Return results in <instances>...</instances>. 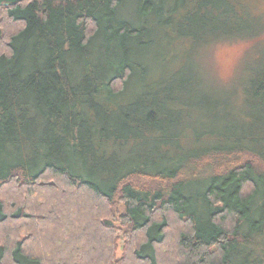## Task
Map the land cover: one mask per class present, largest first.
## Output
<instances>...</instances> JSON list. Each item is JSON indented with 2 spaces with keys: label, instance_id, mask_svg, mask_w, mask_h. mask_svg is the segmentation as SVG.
Here are the masks:
<instances>
[{
  "label": "trees",
  "instance_id": "trees-1",
  "mask_svg": "<svg viewBox=\"0 0 264 264\" xmlns=\"http://www.w3.org/2000/svg\"><path fill=\"white\" fill-rule=\"evenodd\" d=\"M244 10L232 0L0 5V264H264V172L251 159L264 165V49L247 70L244 120L192 63L172 69L157 52L171 30L196 45L249 38L259 21ZM201 107L195 120L221 126L209 136L223 143L174 157L166 121ZM128 136L149 156L107 154Z\"/></svg>",
  "mask_w": 264,
  "mask_h": 264
},
{
  "label": "rangeland",
  "instance_id": "rangeland-1",
  "mask_svg": "<svg viewBox=\"0 0 264 264\" xmlns=\"http://www.w3.org/2000/svg\"><path fill=\"white\" fill-rule=\"evenodd\" d=\"M232 1L239 11L245 12V7L246 12L252 18L259 21L254 27L255 33L252 36L241 39L219 38L213 41L209 39V42L196 45L190 38L179 36L175 31L171 30L169 42L157 47V52L161 56L164 55L165 62L170 63V68L172 69H180L185 64L192 63L200 75L201 84L205 88L214 91L220 102H223L221 100L227 98L231 103L230 106L233 107H231V110H234L238 118L244 120L247 117L243 112L247 70L251 64H254L255 58H259L264 49V0ZM133 7L135 9L134 5ZM177 98L179 99L178 96ZM181 101H188L190 104L191 98H181ZM220 102L218 103V113L221 114L224 111V106L222 107ZM131 103L132 99L129 97L121 101L119 105L109 102L107 109L115 114L120 107L131 105ZM194 110L195 115H191L187 112L188 110H184L185 113L183 116L181 115L183 122L180 125L178 115H176V112L178 113L179 111L175 109L170 120L166 121V125H164L167 127L165 131L167 134L172 135L174 138L178 136L177 140L181 152L172 153L174 157L179 156L181 153L186 154L192 151L193 148L199 149L210 144L216 147L223 143L221 139L209 136L210 132L221 131L222 127L216 123H209L207 120H202V123H199V120H195V118L205 116L207 111L205 112V108L203 107L194 108ZM244 135H249V131L244 130ZM117 144L118 140L115 139L110 142L107 150L109 156H119V159L122 160L133 157L134 159L135 157L141 159L149 156L148 152L150 149H148V146L144 144L140 147V143L133 138H129V136L126 138L123 148L120 149ZM122 149L123 152H121ZM162 150H164V147H162ZM248 159L250 160L249 157L245 156L240 161H246ZM251 159L257 167V170L264 172V165L259 160ZM216 166H223V163L219 162ZM73 264L76 263L74 262Z\"/></svg>",
  "mask_w": 264,
  "mask_h": 264
},
{
  "label": "water",
  "instance_id": "water-1",
  "mask_svg": "<svg viewBox=\"0 0 264 264\" xmlns=\"http://www.w3.org/2000/svg\"><path fill=\"white\" fill-rule=\"evenodd\" d=\"M24 0H0V5H14Z\"/></svg>",
  "mask_w": 264,
  "mask_h": 264
}]
</instances>
